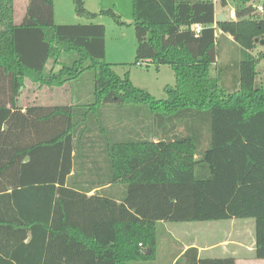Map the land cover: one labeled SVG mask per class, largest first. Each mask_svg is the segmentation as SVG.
<instances>
[{
    "label": "trees",
    "instance_id": "1",
    "mask_svg": "<svg viewBox=\"0 0 264 264\" xmlns=\"http://www.w3.org/2000/svg\"><path fill=\"white\" fill-rule=\"evenodd\" d=\"M257 1L235 0V19L215 23L212 0H131L148 52L116 64L104 59V24H55L53 0H28L16 23L14 1L0 0V264H146L156 257L158 222L232 218L254 220L253 255L264 259ZM72 2L78 17L126 24L112 8L96 13ZM179 6H200L207 28L184 33L198 48L208 41L200 54L162 44ZM214 43L227 46L229 59L216 49L211 74ZM150 63L174 72L165 98L113 69ZM86 71L90 101L18 104L26 81L59 88ZM177 253L174 264H236L232 256L199 257L193 246Z\"/></svg>",
    "mask_w": 264,
    "mask_h": 264
},
{
    "label": "rangeland",
    "instance_id": "2",
    "mask_svg": "<svg viewBox=\"0 0 264 264\" xmlns=\"http://www.w3.org/2000/svg\"><path fill=\"white\" fill-rule=\"evenodd\" d=\"M14 0V21L20 22L23 17L27 0ZM84 7L90 11L98 12L102 9L112 8L116 13L122 14V20L124 21L131 9V0H83ZM224 2L225 4L223 5ZM214 11L216 13H223L229 15L231 9L234 10L235 0H212ZM262 3V0L257 1L254 4V8L257 11V6ZM181 8V7H180ZM184 8V6L182 7ZM184 10V11H183ZM179 11L181 16L182 31H191L193 24H202L205 28L207 25L202 21L200 16V6L195 7L193 10L186 9ZM96 12V13H98ZM88 20L75 15L74 5L72 0H55V24H73L77 21ZM93 23H100L106 26V47H105V61L112 63H132L135 59V48L131 44V40L125 39L129 33L133 30L132 27H128V24L119 25L109 15H97L94 19L88 20ZM207 28V27H206ZM187 32V33H188ZM185 38L188 36L184 34ZM214 37V36H213ZM193 40H190L192 43ZM147 45V44H146ZM194 54L197 51V45L190 44ZM221 50V61H227L229 58H225L227 50H224L223 44H220L217 48L215 45V51ZM264 49V45L258 46L256 51ZM147 49H145L146 51ZM149 53H152L149 50ZM146 53V52H144ZM209 54V53H208ZM209 56V55H208ZM217 56V55H216ZM216 56L213 53L211 60L210 73L213 74L216 71V66L213 64L216 62ZM228 57V55H227ZM219 57L217 56V59ZM58 67H55L57 71ZM113 69L122 75L125 70L129 71V77L133 85L139 89L151 93L156 99H162L166 97V89L175 84V76L172 68L168 64H152L148 66L142 65H114ZM256 69L258 71L257 84L264 87V57L257 60ZM93 74L91 71L84 72L77 80L72 81L70 84H65L59 88H50L47 86L38 87L37 84H32L28 81L25 82V87L20 90V96L18 98V104L21 107H26L29 104H68L87 102L91 100ZM71 86V87H70ZM254 220L252 218L240 219L232 218L219 221H199V222H169L161 221L157 224V249L155 264H168L167 261L178 249L179 244L184 242L208 245L215 244L220 239L226 240L224 247L216 246L211 251L207 252L210 255L217 257H228L231 253L238 255H250V251H246L245 247H253L254 243ZM237 242L242 243L244 246L239 247L235 245ZM253 252V251H252ZM208 255V254H207ZM254 261L249 264H264V259L254 258ZM249 258V257H248Z\"/></svg>",
    "mask_w": 264,
    "mask_h": 264
},
{
    "label": "crops",
    "instance_id": "3",
    "mask_svg": "<svg viewBox=\"0 0 264 264\" xmlns=\"http://www.w3.org/2000/svg\"><path fill=\"white\" fill-rule=\"evenodd\" d=\"M14 1V0H13ZM23 1H25V0H23ZM22 1V2H23ZM28 1V0H27ZM26 4H27V2H26ZM26 7V6H25ZM181 7V8H180ZM183 6H179V9H178V12L180 11V10H183V9H186L185 11H186V14H187V11L189 10V8H188V6H184V8H182ZM194 7V6H193ZM213 8H214V6H213ZM188 9V10H187ZM25 11V10H24ZM184 11V10H183ZM190 11V10H189ZM53 12H54V16H53V19H54V22H55V0H53ZM95 12H98V9H96V11ZM120 16H122V14H120V13H118ZM219 13H216L215 11H214V22H215V17L218 15ZM24 15V14H23ZM127 17L125 18V20H124V22L126 23V24H128L129 26L128 27H132V31H131V34L129 33V35H127L126 36V38L125 39H129V40H131V44H133L132 45V49H133V47L135 48V54L137 55V54H140V53H142V52H148V49L145 51V49H146V46H144V44L142 45L141 44V42L143 43V40L145 39L146 40V38H147V34H146V32L141 28V27H139V26H137L136 24H134V22H133V17H132V2H131V9H130V11H129V13L127 12V15H126ZM225 17H226V19H228V18H230V19H235V13H234V10L233 9H231L230 10V12H229V15L227 16V14L226 15H224ZM79 18V17H78ZM122 18V17H121ZM180 18H181V16H180ZM179 18V22L177 23V24H175L174 26H172L170 29H169V31H168V33L163 37V39H162V44H163V46H166V45H169V44H181V43H184V44H186V46H188L191 50H192V48H191V43H190V40L189 39H187V38H185V36H184V33L185 32H188V31H182L181 29H180V25H181V19ZM89 22H92V21H89ZM88 22V20H80V21H77V22H75V23H83V24H86V23H89ZM216 23V22H215ZM215 23L211 26V27H209V28H212L213 29V36H214V41L216 40V37H218L219 36V30H217L216 29V27H215ZM58 24V23H57ZM105 29H106V26H105ZM226 37L229 39V40H232V38L229 36V35H226ZM208 41H201L200 42V46H199V48L197 47V50H199V51H197V54H200L201 53V51H202V49L204 48V46H205V44L207 43ZM216 42V41H215ZM224 44L226 45V43L224 42ZM215 43H214V45L209 49V51H208V55H209V57L212 59V54L214 53L215 54V56L217 55L216 54V51H215ZM224 45V49H227V46H225ZM105 47H106V32H105ZM144 50V51H143ZM262 50H264V49H262ZM256 51V50H255ZM254 51V53H257L258 52V50H257V52H255ZM106 55V54H105ZM198 57H199V55H198ZM109 63H112V62H109ZM122 63H126V62H122ZM217 63H218V59H217V56H216V62H214L213 64L214 65H217ZM118 64H121V63H118ZM229 79H231V76H227V78H226V80H229ZM92 193V192H91ZM224 242H226V240H222V239H220L218 242H216L215 244H208V245H202V244H196V243H192V242H190V244H188L189 242H184L183 244L181 243V244H179V246L180 247H178V249H177V251L176 252H179V254H181L182 252H184L188 247H191V246H193V247H196L197 248V250H198V256L199 257H217V256H215V255H210V253H207V252H209V251H211L212 250V248H215L217 245L218 246H220L221 248L222 247H224ZM235 245H237V246H239V247H243L244 245L242 244V243H240V242H237ZM217 246V247H218ZM253 248V247H252ZM252 248H251V246H246L245 247V250L246 251H250L251 253H253L252 252ZM175 252V253H176ZM251 253H250V255H247V253H244V255L242 254V255H238V254H236V253H231V256L232 257H234L235 258V262H236V264H249V262H253L254 261V259H253V257L251 258L250 256H252L251 255ZM178 253L175 255V256H178L179 255ZM208 254V255H207ZM173 255H174V253L171 255V257H170V260L169 261H167L166 263H168V264H174V261H175V258L173 257ZM249 257V258H248ZM155 260H156V257H155V259L154 260H152V261H150V262H148V263H146V264H155L156 262H155Z\"/></svg>",
    "mask_w": 264,
    "mask_h": 264
},
{
    "label": "built area",
    "instance_id": "4",
    "mask_svg": "<svg viewBox=\"0 0 264 264\" xmlns=\"http://www.w3.org/2000/svg\"><path fill=\"white\" fill-rule=\"evenodd\" d=\"M257 12L264 13V4H259L257 6ZM204 27L202 24H193L191 27V32L193 33L194 37H198Z\"/></svg>",
    "mask_w": 264,
    "mask_h": 264
},
{
    "label": "water",
    "instance_id": "5",
    "mask_svg": "<svg viewBox=\"0 0 264 264\" xmlns=\"http://www.w3.org/2000/svg\"><path fill=\"white\" fill-rule=\"evenodd\" d=\"M194 6V5H193ZM226 20V17L224 16L223 13H219L216 17H215V22H219V21H224ZM261 44H264V41L261 40L260 42Z\"/></svg>",
    "mask_w": 264,
    "mask_h": 264
}]
</instances>
